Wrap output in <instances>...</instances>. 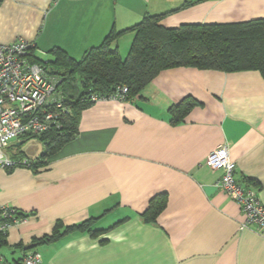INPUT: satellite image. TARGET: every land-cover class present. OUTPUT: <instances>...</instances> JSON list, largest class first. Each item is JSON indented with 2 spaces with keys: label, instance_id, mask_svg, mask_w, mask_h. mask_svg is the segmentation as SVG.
I'll return each instance as SVG.
<instances>
[{
  "label": "crops",
  "instance_id": "0c3cea01",
  "mask_svg": "<svg viewBox=\"0 0 264 264\" xmlns=\"http://www.w3.org/2000/svg\"><path fill=\"white\" fill-rule=\"evenodd\" d=\"M146 15L160 25L237 24L264 20V0H0V43L24 40L30 61L61 49L79 61L110 33L125 59L129 29ZM125 56V58H123ZM193 107L179 123L170 107ZM77 135L38 169L0 170V204L28 217L8 231L0 255L11 264L36 251L42 264H264V236L241 228L243 213L217 185L207 156L226 146L235 180L264 205V79L258 71L173 67L159 72L129 101L101 100L84 109ZM22 140L23 144L30 141ZM4 149L34 160L43 153ZM166 195L156 222L143 213ZM90 222L52 242L37 241ZM9 255L7 258L3 252Z\"/></svg>",
  "mask_w": 264,
  "mask_h": 264
},
{
  "label": "trees",
  "instance_id": "16d2710c",
  "mask_svg": "<svg viewBox=\"0 0 264 264\" xmlns=\"http://www.w3.org/2000/svg\"><path fill=\"white\" fill-rule=\"evenodd\" d=\"M162 16L146 15L129 29L134 32V39L125 59L119 57L117 50L110 48L121 33H110L99 46L87 50L79 61L71 59L58 48L51 51V61H33L45 62L49 71L60 77L63 103L70 112L61 120L58 130L24 139L40 140L43 153L34 160L28 159L26 166H19L32 169L44 167L48 158L72 140L78 132L81 112L93 104L90 100L92 95L107 98L119 94V88L125 87L123 101H129L162 70L180 66L223 72L255 70L264 79V20L164 28L159 23ZM192 105L193 102L184 100L170 107L172 123L182 121ZM22 158L24 155L21 154L14 157L16 160ZM15 167L18 165L12 168ZM165 203V194L153 197L142 215L143 220L156 222ZM57 225L51 235L37 242H52L71 231L88 230L95 235L89 228V221L65 227L61 232L58 230L61 225ZM5 236L0 234V242Z\"/></svg>",
  "mask_w": 264,
  "mask_h": 264
},
{
  "label": "built area",
  "instance_id": "2783aa9c",
  "mask_svg": "<svg viewBox=\"0 0 264 264\" xmlns=\"http://www.w3.org/2000/svg\"><path fill=\"white\" fill-rule=\"evenodd\" d=\"M31 51L32 45L24 40L0 43V170L29 164L26 158L16 160L6 156L4 149L8 144L58 130L61 120L70 112L63 103L60 77L52 74L45 62L30 61ZM119 89L117 95L107 98L92 95L90 100L92 103L107 99L123 101L126 88ZM206 164L221 172L217 185L239 205L243 213L241 228L253 226L264 236V205L251 185L243 186L235 180L236 165L226 146L211 152ZM27 221L25 214L0 204V234L7 235L9 230ZM0 264L11 263L0 255ZM21 264H42L40 254L34 251L24 256Z\"/></svg>",
  "mask_w": 264,
  "mask_h": 264
},
{
  "label": "rangeland",
  "instance_id": "374dc122",
  "mask_svg": "<svg viewBox=\"0 0 264 264\" xmlns=\"http://www.w3.org/2000/svg\"><path fill=\"white\" fill-rule=\"evenodd\" d=\"M123 58H125V56ZM35 140L37 139L32 138L30 141L23 144V147H22L23 152L25 151L27 154H30V155L37 153L41 149V145ZM3 254L7 258H9V255L6 253V251H4Z\"/></svg>",
  "mask_w": 264,
  "mask_h": 264
},
{
  "label": "water",
  "instance_id": "95a60500",
  "mask_svg": "<svg viewBox=\"0 0 264 264\" xmlns=\"http://www.w3.org/2000/svg\"><path fill=\"white\" fill-rule=\"evenodd\" d=\"M22 144H23V141H13L10 144H8L7 147H10V146L20 147Z\"/></svg>",
  "mask_w": 264,
  "mask_h": 264
}]
</instances>
